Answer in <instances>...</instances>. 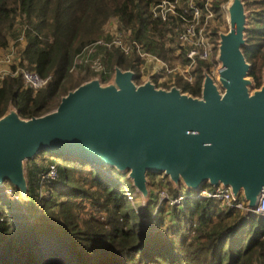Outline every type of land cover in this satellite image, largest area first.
Wrapping results in <instances>:
<instances>
[{"label": "trees", "instance_id": "obj_1", "mask_svg": "<svg viewBox=\"0 0 264 264\" xmlns=\"http://www.w3.org/2000/svg\"><path fill=\"white\" fill-rule=\"evenodd\" d=\"M159 1L0 0V47L16 37L20 20L25 25L24 55L30 69L52 76L36 92L23 87L20 78L6 77L0 86V117L9 106L22 118L42 115L88 80V75L74 76L69 68L87 45L104 37L110 18L130 29L131 38L146 51L168 59L163 41L166 26L150 13ZM243 3L247 24L242 50L255 89L263 82L264 0ZM103 54L109 70L101 78L103 83L109 81L113 66L134 71L135 83L143 82L141 60L135 54L127 56L118 49ZM203 67L200 63L193 84L178 77L170 86L199 96ZM61 159L67 162L58 166L62 183L54 184L56 179L47 185L49 196L39 200L34 214L26 207L35 200L38 181L28 179L27 201L11 183L10 195L6 187L0 189V264H264V217L258 213L224 208L214 198L191 197L190 191L170 180L169 192H185L186 198L180 206L170 207L165 201L157 205L161 185L151 172L146 174L149 194L139 201L131 196L135 188L127 172L68 156Z\"/></svg>", "mask_w": 264, "mask_h": 264}, {"label": "water", "instance_id": "obj_2", "mask_svg": "<svg viewBox=\"0 0 264 264\" xmlns=\"http://www.w3.org/2000/svg\"><path fill=\"white\" fill-rule=\"evenodd\" d=\"M226 10L228 29L217 41L221 89L208 73L199 96L150 78L136 84L134 71L115 66L111 81H85L42 115L22 118L9 106L0 117V186L8 181L24 195V161L47 152L128 171L143 199L146 174L163 172L188 191L228 187L254 211L264 193V71L253 89L243 0H229Z\"/></svg>", "mask_w": 264, "mask_h": 264}, {"label": "built area", "instance_id": "obj_3", "mask_svg": "<svg viewBox=\"0 0 264 264\" xmlns=\"http://www.w3.org/2000/svg\"><path fill=\"white\" fill-rule=\"evenodd\" d=\"M228 3L229 0H160L150 7L152 18L159 20L166 26L164 44L166 43L165 39L173 38L174 42L176 41L180 46L182 52L178 54V58L181 59L179 65H173L169 59L160 58L146 51L140 42L131 38L130 29L121 26L116 18H110L116 21L117 26L115 25L114 29L108 31L107 35L104 34V37L87 45L76 55L69 72L86 68L100 76L109 74V70L103 62V50L118 49L127 56L135 54L139 57L141 71L147 63H151L153 68L157 65L164 73H171L177 69L182 71L183 79L186 82L193 84L197 78V69L200 63L206 64L208 62L213 65L217 62L218 34L222 31L218 29L220 27L218 17L219 12L226 11ZM227 18L228 15H226ZM18 25L16 37L12 38L5 47H0V86L6 77H14L22 80L23 87L36 92L45 87L52 76H42L30 69L24 55L26 46L25 25L20 22ZM104 33H106L105 29ZM167 50L169 54L175 55L172 53L171 47L168 46ZM48 163L45 170L41 171L38 176V183L42 189L43 186L47 188L49 183L58 178L57 163L53 160ZM190 193L191 197L217 199L224 208H236L242 211L246 209V203L241 197L234 199L230 189L220 184L203 186L195 194L194 191H190ZM39 197L40 200L44 198L43 191L39 192ZM185 198V192L172 195L167 188L157 191V205L161 201H165L170 207L180 206ZM254 212L264 217V193L260 195Z\"/></svg>", "mask_w": 264, "mask_h": 264}, {"label": "rangeland", "instance_id": "obj_4", "mask_svg": "<svg viewBox=\"0 0 264 264\" xmlns=\"http://www.w3.org/2000/svg\"><path fill=\"white\" fill-rule=\"evenodd\" d=\"M226 15H227V10L223 11V12H219L218 23H219L220 27L218 29L222 30L221 32H226L227 29H228ZM18 22H20V20H18ZM108 23H110V24H108ZM108 23L105 25V28H104L106 30V33H105L106 35L108 34V31L114 29L115 25L117 26V23H116V21L114 19H110L108 21ZM165 42H166L165 45H164L165 48L167 49L168 46L171 47L172 53L175 54V55H172V54L168 53L169 62H171V64H173V65L178 64L181 61V59L178 58L179 57L178 54H180V52H182L180 46L177 44L176 41L174 42L173 38H167V40L165 39ZM176 52H177V54H176ZM106 65L109 67V64L107 62H106ZM110 68L111 67H109V69ZM114 68H115V66H113L112 70H110L111 71V73H110L111 76H110L109 81L112 80V77L114 75ZM220 68H221L220 67V62L217 61L213 65L209 64L208 62H206V64H204V67L202 69L203 77H204L205 73H208L213 78V81L215 82V84L218 86L219 89H221V84L219 82L220 81L219 80V69ZM139 72H140L139 76H140L141 80L145 81L147 78H150V80H152L158 87H163V86H161V84H165L167 86L168 85L170 86V84L175 82L176 78H178V77L183 78L182 71H179V70L175 69L171 73H166V72L164 73L158 68L157 65H155V68H153V65L151 63H147L146 67L144 69H142V71H141V68H140ZM197 74H198V69H197ZM73 75L74 76H78V77L79 76H84V75L87 76L88 75L89 76L88 80H90V79H92L94 77H98V79H100L102 84H106V83L102 82V80H101L102 76H100L98 74H94L93 72L89 71L86 68H81L80 70L73 72ZM153 78L155 79V81H154ZM88 80H86V81H88ZM171 86H173V85H171ZM164 88H166V87H164ZM167 88H169V87H167ZM250 90L252 91L253 89L250 88ZM51 160L55 161L57 163V165L60 166V167H63V165H65L67 163V162L62 161L61 158L57 159V158L51 157L50 155H47V154H42V155L36 154L32 159L25 160L24 161V171H25V176L27 177V181H28V179H30V177H32L31 178L32 181L31 180L30 181L36 183L38 181L39 173L41 171L45 170L47 164H49L48 162L51 161ZM124 172L128 173V171H124ZM61 177H62V174L59 173V177L54 182V184L62 183V178ZM152 179L155 182L160 183V185H161L160 187L161 188L159 190L165 189V188L168 189L167 182L169 181V178H168V176L165 175V173H163V172L156 173L152 177ZM4 183H3L4 185H2L3 187L0 186V189L6 187V192L10 195L11 194L10 193L11 192L10 189H11V187L13 185L11 186L10 182H8V181H4ZM178 185L181 186L180 188L182 190H186V187L184 186L183 183H180ZM178 185L176 184V186H178ZM28 188H29V184L27 183V192L24 195L21 192L19 194V195H21V198L24 201H27L30 198V195L28 194ZM40 191L41 192L43 191L44 197H48L49 196L48 188H46L44 186H43V189H42V187L40 188V186L38 187L37 192L35 193L34 197H32L33 200L34 199L35 200L29 204L30 206L28 205L29 207L28 206L26 207V208H29V211L32 214L35 213L34 210L36 209V206H38L39 200L41 199L39 197V192ZM3 192H5V191H3ZM1 195H2V191L0 190V196ZM131 196L132 197L133 196L134 197H139V199H138L139 201H144L143 196L136 189H135L134 193L133 192L131 193ZM2 198L3 197H1V199ZM11 199H15V197L11 196ZM59 200H63V197L60 196ZM4 206H5V210L6 211H8V210L10 211V209H8L7 205H4ZM12 209H13V207H12ZM53 210L56 211L55 207H53ZM13 211L15 213L16 210L13 209Z\"/></svg>", "mask_w": 264, "mask_h": 264}, {"label": "bare ground", "instance_id": "obj_5", "mask_svg": "<svg viewBox=\"0 0 264 264\" xmlns=\"http://www.w3.org/2000/svg\"><path fill=\"white\" fill-rule=\"evenodd\" d=\"M202 187V186H201ZM200 189V188H199ZM197 191V190H196ZM196 191H194V194L196 193Z\"/></svg>", "mask_w": 264, "mask_h": 264}]
</instances>
